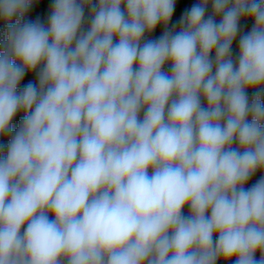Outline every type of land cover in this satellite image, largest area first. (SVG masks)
I'll list each match as a JSON object with an SVG mask.
<instances>
[{"label":"clouds","instance_id":"1","mask_svg":"<svg viewBox=\"0 0 264 264\" xmlns=\"http://www.w3.org/2000/svg\"><path fill=\"white\" fill-rule=\"evenodd\" d=\"M38 3L0 0V264H264V0Z\"/></svg>","mask_w":264,"mask_h":264},{"label":"rangeland","instance_id":"2","mask_svg":"<svg viewBox=\"0 0 264 264\" xmlns=\"http://www.w3.org/2000/svg\"><path fill=\"white\" fill-rule=\"evenodd\" d=\"M53 0H39L38 4H34L28 15L26 16L27 20H35L37 17L40 18L42 23H47V17L50 14V6L52 4ZM209 12H211V8L209 6ZM88 18V9H85V20ZM244 22V31H248L252 27L251 21H242ZM158 29V27H157ZM5 37V25L3 22H0V40H3ZM233 52L234 54H238V46L237 43L234 42L233 44ZM29 81L33 83H38L37 76L35 72L32 73H26L24 80L22 81L20 87H23L25 84H27ZM252 95V90H249V96ZM23 118L22 114H18L17 117L13 121V126L18 127L20 120ZM0 142L7 143V138L0 139ZM264 173L257 172L246 184V187H250L252 184H254ZM184 213H188V208L186 207L184 209ZM259 254H257L258 257ZM217 264H226L224 260H218ZM227 264H234V260L231 262H227Z\"/></svg>","mask_w":264,"mask_h":264},{"label":"trees","instance_id":"3","mask_svg":"<svg viewBox=\"0 0 264 264\" xmlns=\"http://www.w3.org/2000/svg\"><path fill=\"white\" fill-rule=\"evenodd\" d=\"M197 0H177V5H176V10L174 12L173 18L171 23H175L181 16L182 12L184 11L185 8H189L191 7L192 4L196 3ZM88 19V18H86ZM87 22V20H85ZM242 26H244V22L242 23ZM85 27H87V23L85 24ZM163 27L162 26H158V29H156L152 34L145 36V39H154V38H158L159 36H161L163 34ZM170 65L166 64L164 69V71H169L170 72ZM143 115V113H141V116Z\"/></svg>","mask_w":264,"mask_h":264}]
</instances>
